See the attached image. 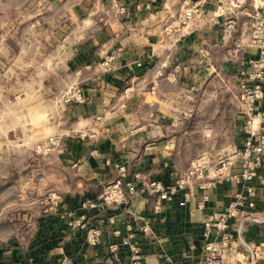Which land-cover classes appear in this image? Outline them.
Listing matches in <instances>:
<instances>
[{
	"label": "crops",
	"instance_id": "obj_1",
	"mask_svg": "<svg viewBox=\"0 0 264 264\" xmlns=\"http://www.w3.org/2000/svg\"><path fill=\"white\" fill-rule=\"evenodd\" d=\"M237 1L117 0L126 8L121 14L113 0H0V96L13 93V80L17 115L8 129L34 149L13 183L0 188L15 195L1 206L0 264H103L110 242L118 243V264H131L120 240L128 225L136 229L144 220L150 230L134 238L139 264H204L203 246L214 237L203 236V222L237 187L231 175L242 164L248 119L264 126V96L251 108L240 99L248 60L259 53L255 15L264 0H239L243 12L234 15ZM185 7L196 9L188 21ZM113 50L118 56L102 64ZM25 66L33 70L28 105ZM73 81L83 102L58 103ZM48 136L59 145L37 150ZM253 155L255 207L232 225L237 236L221 250V264H264V255L252 260L242 245L264 246V154ZM116 162L126 163L129 178L138 172L165 187L193 164L203 178L191 176L170 199L138 190L102 211L83 207L117 176ZM212 178L220 181L198 186ZM51 190L60 194L58 207L45 198ZM68 208L101 230L97 244L66 225L59 213ZM12 210L14 217L5 215Z\"/></svg>",
	"mask_w": 264,
	"mask_h": 264
},
{
	"label": "built area",
	"instance_id": "obj_2",
	"mask_svg": "<svg viewBox=\"0 0 264 264\" xmlns=\"http://www.w3.org/2000/svg\"><path fill=\"white\" fill-rule=\"evenodd\" d=\"M113 5L116 10L123 14L126 12L124 5H119L117 0H113ZM149 6V3L146 4ZM239 9L234 12V15H239L243 12L241 7V1H237L236 4ZM195 8L185 7L182 11V20L188 21L193 17ZM260 14H256L255 17L258 20L256 23V35L254 38L255 43L259 46V53L248 60L249 68L245 73L243 80L240 83V99L242 103L251 108L257 101L263 98V80H264V1L259 4ZM118 56V50H113L107 59L102 64L110 66L109 63ZM82 87L79 82L73 81L69 83L61 91L57 97V102L60 104H71L83 102ZM247 136L243 143L241 150L242 164L237 174L231 175V180L237 184L231 199L211 218L205 220L202 225L203 236L207 239L209 236H213L212 240H207L203 246L205 252L204 264H221V250L228 247L233 238L237 236V230L232 229V225L236 222V219L244 214L245 210L255 207V200L252 197L253 190L248 184L252 178L255 168V159L253 153L264 154V126L257 122L253 118H249L246 124ZM81 137L86 135L80 133ZM59 145V141L54 136H48L46 139L36 143L35 148L41 152H47L53 146ZM95 152V150H94ZM194 165V166H193ZM191 169L187 171V174L179 179L175 184L165 187L163 183L156 179L145 178L140 173H136L132 178L127 176V165L124 162L114 163L117 176L105 186L103 192L96 200L85 201L82 203L83 207L89 209L104 210L112 205H119L133 196L138 190L147 191L149 193H157L162 199H170L171 194L176 193L185 187L186 181L191 176H195L199 179L203 178V174L198 170V164H193ZM227 168L226 163H221V166L217 169L222 173ZM196 174V175H195ZM139 180V185L137 181ZM220 181L219 178L201 180L198 186L201 189L213 187ZM183 199L187 201L189 199V192L184 191L182 193ZM45 198L54 207H58L60 194L55 190L49 191ZM207 195H203L202 200L198 206L202 207L203 202L206 200ZM60 217L66 220V225L70 227H76L84 229L85 240L91 244H97L101 239V230L94 226L85 223L82 216H79L75 209L68 208L62 210L59 213ZM127 233L121 237L120 244L127 245L131 251V264H139L141 259V250L136 240L137 235L147 233L150 228L149 224L144 222L136 229L132 228V225L127 226ZM244 250L253 259L259 258L264 255V246L262 245H250L242 242ZM110 253V258L103 264H118L117 251L118 243L110 242L107 245Z\"/></svg>",
	"mask_w": 264,
	"mask_h": 264
},
{
	"label": "rangeland",
	"instance_id": "obj_3",
	"mask_svg": "<svg viewBox=\"0 0 264 264\" xmlns=\"http://www.w3.org/2000/svg\"><path fill=\"white\" fill-rule=\"evenodd\" d=\"M25 23L24 25V30L27 35V31H29L28 27ZM11 66L10 68H12ZM23 82L25 86V90L28 91L30 94L25 97V104H31L32 103V97L31 94L33 92V87H32V80H33V70L29 66H25L24 69V77H23ZM9 86L12 87L10 88L13 93L7 91V94L5 96H0V182L1 180L4 181L5 179H10L9 183H13V179H15L14 173L16 169H21L22 166L26 164L28 159H31L32 157V152H33V147L26 144H19L20 140H17V136L21 133H17L15 129L9 130V126H12V124H15L16 120V115L17 113L15 112V104H16V98L14 97V91H15V82L12 80L8 81ZM61 91L57 94V97ZM26 105V106H27ZM7 108V110H3L5 112L2 113L1 109L2 108ZM29 127V125H27ZM11 131V132H9ZM25 133L29 132V129L24 130ZM29 156V158L27 157ZM6 187V186H5ZM5 189V188H4ZM1 195H4L3 197ZM14 193L12 192V196L10 194H7L6 191L4 190L3 192H0V211H1V206L3 204V199L9 198L13 199L14 198ZM16 211L12 210L10 213L5 214V215H12L14 217ZM1 215V213H0ZM15 221H13L14 223Z\"/></svg>",
	"mask_w": 264,
	"mask_h": 264
},
{
	"label": "trees",
	"instance_id": "obj_4",
	"mask_svg": "<svg viewBox=\"0 0 264 264\" xmlns=\"http://www.w3.org/2000/svg\"><path fill=\"white\" fill-rule=\"evenodd\" d=\"M13 177H14V176H13ZM9 181H10V179H9V180H8V179H5L4 181L1 180V182H0V188H2V187H4V186L8 185V184H9Z\"/></svg>",
	"mask_w": 264,
	"mask_h": 264
},
{
	"label": "clouds",
	"instance_id": "obj_5",
	"mask_svg": "<svg viewBox=\"0 0 264 264\" xmlns=\"http://www.w3.org/2000/svg\"><path fill=\"white\" fill-rule=\"evenodd\" d=\"M40 118H43L42 116Z\"/></svg>",
	"mask_w": 264,
	"mask_h": 264
}]
</instances>
